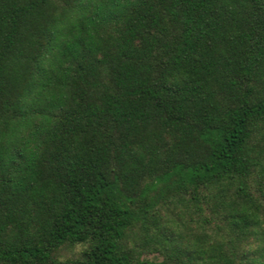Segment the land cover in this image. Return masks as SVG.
<instances>
[{"label":"trees","instance_id":"16d2710c","mask_svg":"<svg viewBox=\"0 0 264 264\" xmlns=\"http://www.w3.org/2000/svg\"><path fill=\"white\" fill-rule=\"evenodd\" d=\"M0 264H264V0H0Z\"/></svg>","mask_w":264,"mask_h":264},{"label":"rangeland","instance_id":"374dc122","mask_svg":"<svg viewBox=\"0 0 264 264\" xmlns=\"http://www.w3.org/2000/svg\"><path fill=\"white\" fill-rule=\"evenodd\" d=\"M63 253H64V255H68V254H70V251H68V250H63ZM147 257H149V258H156V256L153 255V254H148ZM157 258L159 259L160 256L157 255Z\"/></svg>","mask_w":264,"mask_h":264}]
</instances>
